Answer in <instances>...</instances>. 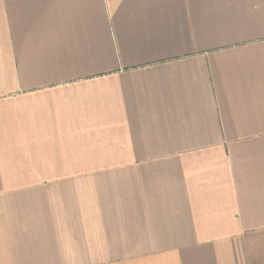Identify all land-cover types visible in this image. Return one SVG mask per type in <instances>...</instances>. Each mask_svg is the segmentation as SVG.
Listing matches in <instances>:
<instances>
[{"label":"crops","instance_id":"obj_1","mask_svg":"<svg viewBox=\"0 0 264 264\" xmlns=\"http://www.w3.org/2000/svg\"><path fill=\"white\" fill-rule=\"evenodd\" d=\"M0 264H264V0H0Z\"/></svg>","mask_w":264,"mask_h":264}]
</instances>
